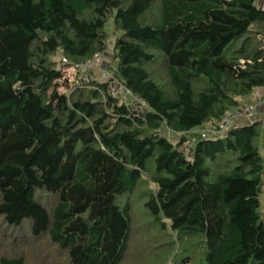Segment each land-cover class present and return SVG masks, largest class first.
I'll return each instance as SVG.
<instances>
[{"label": "trees", "instance_id": "1", "mask_svg": "<svg viewBox=\"0 0 264 264\" xmlns=\"http://www.w3.org/2000/svg\"><path fill=\"white\" fill-rule=\"evenodd\" d=\"M110 17L113 73L145 108L102 80L59 91L52 57L102 56ZM260 90L264 0H0V221L59 264H123L140 204L183 241L176 264H264V120L197 132Z\"/></svg>", "mask_w": 264, "mask_h": 264}, {"label": "rangeland", "instance_id": "2", "mask_svg": "<svg viewBox=\"0 0 264 264\" xmlns=\"http://www.w3.org/2000/svg\"><path fill=\"white\" fill-rule=\"evenodd\" d=\"M149 14L155 15V11H152V13ZM106 27L110 36V44L108 45L106 53L101 56L100 68L98 67L92 69L90 73L86 70L84 72H76L73 70L64 72V77L68 78V84L66 86L65 82L62 80L63 85L59 89L60 92L64 93L67 91V88L75 87L77 85L82 86L94 79L108 82L110 92L122 86L123 83L113 73V70L116 66L115 60L113 59V41L117 36H119V33L116 32L114 28L113 17H110ZM62 58V52H57L52 57L57 66L62 67L65 70L66 68L60 65ZM111 65L112 68L110 69L109 67ZM149 68L153 78L162 86H165L167 81L165 79L163 64L160 62L155 63L149 65ZM102 69L106 71V73L109 75L108 77L102 78ZM126 99H124V97L122 98L123 101H126ZM127 101L128 103L131 102L135 107L145 108V106L139 103V101L131 99H127ZM247 104L257 105L255 118L257 120L263 121L264 92L262 90L256 92L249 101H245L243 103V105ZM211 128L212 127L210 125H207L197 130V132H204L205 130H210ZM192 144L193 142H190L185 145L189 148V146ZM190 150L191 147L189 151ZM260 199V210L264 214V187ZM44 201L49 202V199L45 197ZM135 214L134 232L130 242V249L127 252V254H129L125 257L123 264H176L178 255L182 251L183 241H181L179 237L173 234L171 231L163 232L153 222L147 221L145 210L140 204L136 205ZM0 232V257L4 255L9 257L12 255H23L27 259L28 264H59V262H62L61 253H58L54 248H51L47 241L42 240L41 242L37 241L34 243H27L22 237L26 231H14L13 229H9L4 224H2L1 221ZM169 235L172 237L173 245L167 248V244H170ZM25 237L28 238L27 235Z\"/></svg>", "mask_w": 264, "mask_h": 264}, {"label": "built area", "instance_id": "3", "mask_svg": "<svg viewBox=\"0 0 264 264\" xmlns=\"http://www.w3.org/2000/svg\"><path fill=\"white\" fill-rule=\"evenodd\" d=\"M100 62H101V55H97L89 60H87L84 63H71L67 58L63 57L62 61L60 62L61 66H64L66 69L64 70L62 67H59L63 70V72H68L70 70L76 71V72H84L89 71L91 72L92 69L100 68ZM102 72V78H106L109 75L106 73L105 70H101ZM85 76V75H84ZM111 94L116 97H124V99H131L139 101L142 105L146 106V103L142 100H140L137 96H135L129 89L125 87L124 84L122 86L114 91H111ZM124 101L128 103V101ZM257 110V105H242L235 113L227 114L221 122L211 128L210 130H205L204 132H201L204 136H212L216 134H225L228 132L232 127H236L238 124L242 122H255L257 119L255 118Z\"/></svg>", "mask_w": 264, "mask_h": 264}]
</instances>
